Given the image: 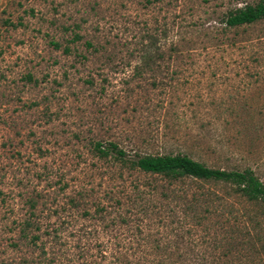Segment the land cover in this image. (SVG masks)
Returning <instances> with one entry per match:
<instances>
[{"label":"rangeland","instance_id":"374dc122","mask_svg":"<svg viewBox=\"0 0 264 264\" xmlns=\"http://www.w3.org/2000/svg\"><path fill=\"white\" fill-rule=\"evenodd\" d=\"M258 1L0 0V264H264V200L133 161L264 183Z\"/></svg>","mask_w":264,"mask_h":264},{"label":"trees","instance_id":"16d2710c","mask_svg":"<svg viewBox=\"0 0 264 264\" xmlns=\"http://www.w3.org/2000/svg\"><path fill=\"white\" fill-rule=\"evenodd\" d=\"M264 19V0H259L255 4H247L228 13L226 22L229 26L251 24ZM56 46H59L56 44ZM69 52V48H66ZM95 150L101 156H115L122 159L127 156V152L117 143L110 142L103 145L96 142ZM142 170L154 174H163L169 177L193 176L200 179H216L232 182L237 185V190L247 195L250 200H264V183L250 169L226 171L210 168L202 162L192 159L184 153L154 155H139L133 160Z\"/></svg>","mask_w":264,"mask_h":264}]
</instances>
